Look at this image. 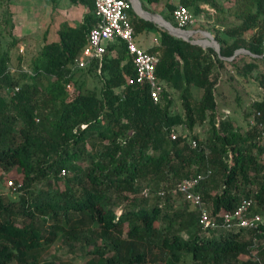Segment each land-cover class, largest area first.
Instances as JSON below:
<instances>
[{"label":"trees","instance_id":"trees-1","mask_svg":"<svg viewBox=\"0 0 264 264\" xmlns=\"http://www.w3.org/2000/svg\"><path fill=\"white\" fill-rule=\"evenodd\" d=\"M72 1L87 5L88 13L78 28L60 24L58 41L42 47L30 74L11 73L8 53L0 56V94L4 87L11 93L9 103L0 97V168L20 176L13 181L17 201L0 195V264H56L37 262L36 253L58 232L83 246L87 229L103 241L87 264H264L263 223L204 231L200 211L176 192L183 179L202 176L197 190L210 216L219 219L248 199L254 213L264 214V96L245 109L240 128L218 113L214 78L225 63L219 58L239 49L264 66V0H248L233 12L243 37L217 40L218 55L159 32V45L146 50L158 59L156 76L164 83L156 103L146 85L127 84L133 63L120 39L105 44L100 67L93 61L86 69L68 68L97 22L93 0ZM184 4L196 14L206 4L207 17L216 21L224 13L215 0ZM130 22L135 35L157 31L142 20ZM79 72L99 77L100 89L80 85L70 97L66 86ZM256 83L264 95V67ZM192 87L202 90L196 104ZM175 93L178 112L171 110ZM207 120L206 138L189 141L183 132ZM177 128L181 134L172 140Z\"/></svg>","mask_w":264,"mask_h":264},{"label":"rangeland","instance_id":"rangeland-1","mask_svg":"<svg viewBox=\"0 0 264 264\" xmlns=\"http://www.w3.org/2000/svg\"><path fill=\"white\" fill-rule=\"evenodd\" d=\"M163 1L166 2L167 8L170 12L175 6L189 3V0H176L173 4L169 3L170 0ZM215 2L222 7L224 10L223 14H225H222L217 21L215 15L210 19L207 17L205 12L206 7L204 6L206 4L200 5L197 14L189 8L192 13L198 15L196 18L203 17V21L198 22L194 26V29H189L191 27L186 29L187 31L190 30V32H192L189 39L195 42L210 41L211 43V39L206 37L205 33L213 38L217 44H219L218 41H224L225 43L230 44L237 39H242L241 21L233 15V12L242 7L244 3L248 2V0H215ZM200 10L202 11L200 12ZM252 11H255L254 7H252ZM85 13H88L87 5L79 1L73 3L72 0H0V56L3 52L8 53V65L11 73L16 74L15 71L22 68L29 70L30 63L42 49L44 41L56 39L54 29L57 24L64 22L71 27L78 28ZM130 18H134L136 21L142 20L150 23L157 30L149 31V37L146 39V42H140L138 41V38L135 39V43L139 48L146 49L151 47L153 39H158L157 44H159V32L168 34L166 29L158 25H162L161 23L156 24L157 22L145 21L134 12L130 13ZM15 25L22 29V37L20 39L15 38L17 35V32L14 29ZM46 30H48L47 34H44ZM153 43L155 46L157 45L156 42ZM204 43L206 42H202V44ZM196 46L206 52L211 50L212 53L218 55L211 44L210 47ZM239 50L247 52L245 49ZM237 56L238 59L233 64L230 61L219 58L225 63L222 68L218 69L214 78L215 81L220 82L217 87L218 91L216 96L218 113L220 115L224 114L228 116L232 121H235V126L243 128L246 124V121L243 118V115L246 114L245 109H248L252 102H260L263 100V92L258 87L256 81L263 75L264 66L260 60L253 61V58L256 57L252 54L240 53ZM236 69L241 72V75L236 72ZM242 71L245 74L243 77ZM73 80L74 81H72L71 84H68L70 89L67 91L70 94V97L76 94V87L80 85H83V88L85 89L98 91L102 84L100 78L94 73L82 75L79 72L73 77ZM40 86L43 87L45 84H41ZM160 86L162 89L164 83ZM120 91L121 88L115 89V92L117 93ZM191 92L194 101L193 103H198L202 95V90L192 87ZM0 97L5 103H9L11 93L9 91L6 92V88L4 87L1 90ZM171 97L174 100L171 110H173V112L180 111L181 106L177 94L175 93L171 95ZM174 131L178 137L182 130L181 128H177L174 129ZM191 131L193 132H188L186 130L183 132L187 138H189V141L193 140L194 136L199 140L205 139L210 131L208 120L201 124H197ZM10 180L16 183L20 182V176L16 172V169L2 170L0 168V195L6 196L12 201H17L20 194L12 192L7 186V183ZM181 203V200H179L177 208L181 207ZM261 210L260 208L258 209L260 213ZM260 215L262 216V223L264 224V214ZM91 232V229L84 230L83 234L85 238L83 239V246H81L79 242H68L63 233L58 232L55 241L50 246H47L40 252L36 253V261H53L56 264H87L91 258L96 256L93 255L92 252L99 246L101 247L103 245V241L94 237ZM259 244L264 247V239L260 241ZM241 259L245 258L242 257ZM252 259L256 260V256H253ZM157 264H160V262Z\"/></svg>","mask_w":264,"mask_h":264},{"label":"built area","instance_id":"built-area-1","mask_svg":"<svg viewBox=\"0 0 264 264\" xmlns=\"http://www.w3.org/2000/svg\"><path fill=\"white\" fill-rule=\"evenodd\" d=\"M94 14L97 18L96 24L90 29L87 40L80 54L73 59L68 66L71 70L86 69L98 61L100 67L102 56L105 54V44L115 39H120L126 45L127 52L132 58L134 76L128 78V85H146L150 99L156 103L159 100L161 86L156 76V66L158 59L139 48L136 43V35L130 22V11H135L134 4L130 0H93ZM173 27L179 31H187L189 27L195 26L203 21V17H197L182 5L176 6L171 11ZM13 71V70H12ZM20 71L30 74V70L20 69ZM70 89L69 85L66 86ZM17 91V89H15ZM255 119L252 116L250 124L254 125ZM263 129L260 137L264 140V125H259ZM174 130L171 131L170 138H176ZM191 147L195 148L196 143L191 141ZM264 162V155L261 156ZM64 171L61 172L63 176ZM203 180L202 176H195L183 179L176 186V192L189 202L191 207L197 208L199 213V224L204 231L231 230V229H257L262 223V218L253 212V202L244 200L231 213L222 214L216 219L208 213L205 208L202 197L197 188ZM12 192H15L17 186L10 180L7 183Z\"/></svg>","mask_w":264,"mask_h":264},{"label":"crops","instance_id":"crops-1","mask_svg":"<svg viewBox=\"0 0 264 264\" xmlns=\"http://www.w3.org/2000/svg\"><path fill=\"white\" fill-rule=\"evenodd\" d=\"M53 1V0H52ZM139 1V3H140V6H141V8H142V10L143 11H145L146 13H148V14H150L152 17L153 16H155V17H161L162 19H164L165 21H167V22H169L172 26H173V21H172V18H171V12L169 11V9L167 8V5H166V2L165 1H163V0H156V1H153V2H148V0H138ZM176 0H170L169 1V3H172L173 4V2H175ZM74 3V2H73ZM176 7V6H175ZM174 7V8H175ZM136 10H137V8H136ZM131 12H134V11H130L129 12V16H130V13ZM138 12V11H137ZM135 13V12H134ZM137 14V13H136ZM140 18H142V19H144L143 17H141L140 15H138ZM147 16V15H146ZM145 20V19H144ZM146 21V20H145ZM62 23H64V22H62ZM62 23H59V24H57V26H56V28L54 29V33H55V35H56V39H54V40H45L44 41V43H43V45H42V47L45 45V44H47V43H51V42H57L58 41V35H57V30H58V28H59V26H60V24H62ZM70 26V25H69ZM71 27V26H70ZM72 28H74V27H72ZM14 29H15V31L17 32V35L15 36V38L16 39H20L21 37H22V33H21V31H22V29L20 28V27H17L16 25H15V27H14ZM189 29H194V26L193 27H191V28H189ZM47 31L48 30H46L45 32H44V34H47ZM150 31V30H149ZM149 31H147V30H142L141 32H139V33H137L136 35V39L138 38V41H140V42H146V39L149 37L148 36V34L150 33ZM189 31V38L191 37V35H192V32H190V30H188ZM44 39V38H43ZM153 42H156V44H157V42H158V39H153V41H152V46L151 47H153V46H155L154 45V43ZM159 44H157L156 46H158ZM151 47H149V48H151ZM149 48H146V49H144V50H147V49H149Z\"/></svg>","mask_w":264,"mask_h":264},{"label":"water","instance_id":"water-1","mask_svg":"<svg viewBox=\"0 0 264 264\" xmlns=\"http://www.w3.org/2000/svg\"><path fill=\"white\" fill-rule=\"evenodd\" d=\"M133 4H134V2H137V3H139V1L138 0H130ZM139 6H140V3H139ZM135 11H136V9H135ZM146 15H149V16H151L150 14H148V13H146L145 11H143ZM136 13L138 14V15H140L137 11H136ZM141 16V15H140ZM142 17V16H141ZM152 17V16H151ZM146 21H151V22H154V23H156L155 21H154V19H152V18H145V17H143ZM164 24H165V26H162V25H160V24H158V23H156V24H158L159 26H161V27H163L164 29H166V31L168 32V34L169 35H171L172 37H175V38H181L182 40H184V41H186V42H189L190 44H192V45H199V46H201V47H206V46H209L210 47V44L211 45H213V47L215 48V50H216V52L219 54V45L213 40V38H211L208 34H206V35H208L209 36V39H211V43H210V41H207L208 42V44L207 45H205V46H203V45H201V44H199L198 42H195V41H191L190 39H189V34L187 35V33H189V31H179V30H177L175 27H173L169 22H167V21H165L164 19H162L161 17H158ZM186 33V34H185ZM183 34H185L187 37L186 38H183L184 36H182ZM207 37V36H206ZM240 53H247L248 54V52H245L244 50H237V51H235V53H234V55L231 57V58H222V57H220V59H222V60H227V61H230V60H232L235 56H237L238 54H240Z\"/></svg>","mask_w":264,"mask_h":264},{"label":"bare ground","instance_id":"bare-ground-1","mask_svg":"<svg viewBox=\"0 0 264 264\" xmlns=\"http://www.w3.org/2000/svg\"><path fill=\"white\" fill-rule=\"evenodd\" d=\"M134 8H137L138 13H139L142 17H145V18H152V19H154L155 22H157V23H161L163 26H165V24H164V23H163L158 17H155V16L151 17V16H149V15L146 16V14L143 12L141 6H139V3L134 2ZM185 34H186V33H185ZM185 34L182 35V36H184L183 38H186V37H187ZM188 34H189V33H187V35H188ZM205 36L209 37V36L206 35V34H205ZM202 42H206V43L202 44ZM198 43H199V44H202L203 46H205V45L208 44L207 41H199Z\"/></svg>","mask_w":264,"mask_h":264}]
</instances>
